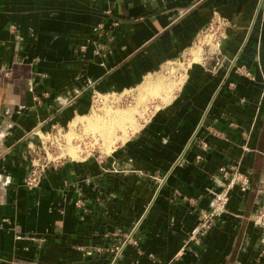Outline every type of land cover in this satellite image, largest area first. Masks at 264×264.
I'll list each match as a JSON object with an SVG mask.
<instances>
[{
  "label": "crops",
  "instance_id": "crops-1",
  "mask_svg": "<svg viewBox=\"0 0 264 264\" xmlns=\"http://www.w3.org/2000/svg\"><path fill=\"white\" fill-rule=\"evenodd\" d=\"M147 83L109 155L24 187L46 135ZM230 168L247 188L202 233ZM0 264H264V0H0Z\"/></svg>",
  "mask_w": 264,
  "mask_h": 264
},
{
  "label": "rangeland",
  "instance_id": "rangeland-1",
  "mask_svg": "<svg viewBox=\"0 0 264 264\" xmlns=\"http://www.w3.org/2000/svg\"><path fill=\"white\" fill-rule=\"evenodd\" d=\"M214 30L207 31L202 37L199 39V44H197L185 57L179 62L168 65L163 71L159 72L157 79L159 82H163L164 84L169 83L171 81H178L182 72V67H185V63L187 60H192V51H196L197 49L203 48L205 46H210L214 48V44H216L217 40H215ZM158 74V73H157ZM175 87V85H174ZM156 89H151V91L144 90H133L123 94H113V95H98L93 99L92 109L86 115H90L87 118H83L77 120L69 127L68 125L63 127L58 132H53L51 135H48L43 138L44 148L48 154V158L56 164L64 159H70L67 156V152L70 149L75 150L77 153V158H87V157H98V156H106L104 150L107 146L106 141H104L103 137L100 136V133L97 129H99L102 123L110 114H115L116 112H121L129 109H134L135 106L140 108V112L137 108H135V112L137 114L140 113L141 117L137 116L138 126L142 125L145 122L150 114L157 109L158 105L162 103L160 99H156L157 96ZM160 93V91H159ZM137 98V102L135 100ZM151 98L150 101L146 100ZM136 124V120L133 118L131 125ZM133 125V126H134ZM130 125H127V127ZM132 126V127H133ZM69 127V128H68ZM69 129V130H68ZM126 131V128H125ZM125 131H117L114 135H112V139H121L125 134ZM131 133V132H130ZM117 143V142H115ZM115 143H108L109 145ZM120 143H117L119 145ZM71 160V159H70Z\"/></svg>",
  "mask_w": 264,
  "mask_h": 264
},
{
  "label": "built area",
  "instance_id": "built-area-1",
  "mask_svg": "<svg viewBox=\"0 0 264 264\" xmlns=\"http://www.w3.org/2000/svg\"><path fill=\"white\" fill-rule=\"evenodd\" d=\"M219 26L220 24H215L210 30H215L214 32H217ZM102 29L103 25L99 24L94 30L96 32L101 31ZM95 97L96 95L94 98ZM51 164H53V162L48 158V154L45 149L41 152H36L31 162L30 170L23 181L24 187L26 189H35L38 187L42 175ZM220 172L227 181L225 191L212 204L209 211L200 214L201 225L199 230H201L202 233L207 231L216 216L224 211V208L229 200L228 192L235 186H238L239 189L244 192L249 182L248 178L239 173L236 168H230L228 170L221 169Z\"/></svg>",
  "mask_w": 264,
  "mask_h": 264
},
{
  "label": "bare ground",
  "instance_id": "bare-ground-1",
  "mask_svg": "<svg viewBox=\"0 0 264 264\" xmlns=\"http://www.w3.org/2000/svg\"><path fill=\"white\" fill-rule=\"evenodd\" d=\"M151 87L152 86L147 83L144 90L149 91L152 89ZM136 110L116 112L113 115L110 114L111 116L105 119L101 127L97 130L99 131L100 136L103 137L104 141H106L107 146H109L108 143H115L117 141V139H112L113 138L112 135H114L117 131H122V132L125 131V128H127V125L131 126L130 123L133 120V114L136 113L135 112ZM67 155L73 159L77 157L76 152L73 149H70Z\"/></svg>",
  "mask_w": 264,
  "mask_h": 264
}]
</instances>
